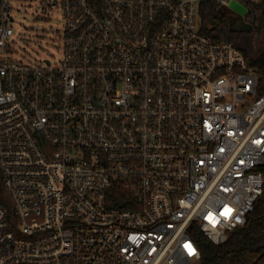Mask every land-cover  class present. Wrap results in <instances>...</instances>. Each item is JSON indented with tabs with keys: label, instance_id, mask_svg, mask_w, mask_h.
<instances>
[{
	"label": "built area",
	"instance_id": "obj_1",
	"mask_svg": "<svg viewBox=\"0 0 264 264\" xmlns=\"http://www.w3.org/2000/svg\"><path fill=\"white\" fill-rule=\"evenodd\" d=\"M201 1L0 0V264H201L191 230L246 224L264 91ZM12 2L61 14L56 59L14 57Z\"/></svg>",
	"mask_w": 264,
	"mask_h": 264
},
{
	"label": "trees",
	"instance_id": "obj_2",
	"mask_svg": "<svg viewBox=\"0 0 264 264\" xmlns=\"http://www.w3.org/2000/svg\"><path fill=\"white\" fill-rule=\"evenodd\" d=\"M250 10L245 14L247 22L261 25L264 21V1L241 0ZM200 16L203 30L216 41L233 42L246 57L249 65L258 68L259 91H264V50L257 45V31L231 30V17L214 0H202ZM261 36V35H260ZM264 172V167L262 168ZM129 193L122 191L124 196ZM120 197V196H119ZM118 205V204H115ZM201 250V264H264V193L248 215L244 226L229 233L222 244H214L201 231L191 230Z\"/></svg>",
	"mask_w": 264,
	"mask_h": 264
},
{
	"label": "rangeland",
	"instance_id": "obj_3",
	"mask_svg": "<svg viewBox=\"0 0 264 264\" xmlns=\"http://www.w3.org/2000/svg\"><path fill=\"white\" fill-rule=\"evenodd\" d=\"M12 3L16 7L15 21L11 22L14 28V35L11 36L14 57L31 63L41 62L47 58L56 59L61 52L58 48L59 35L56 32V28L60 27L63 22L61 14L52 13L47 19L38 18L37 11H30L25 8L32 3H24L22 6L17 2ZM224 11L233 20H237L241 16L232 6L224 8ZM36 25L43 27L44 30L34 29ZM257 45L261 51L264 50V34L258 37ZM0 54L4 56L11 53L0 51Z\"/></svg>",
	"mask_w": 264,
	"mask_h": 264
},
{
	"label": "water",
	"instance_id": "obj_4",
	"mask_svg": "<svg viewBox=\"0 0 264 264\" xmlns=\"http://www.w3.org/2000/svg\"><path fill=\"white\" fill-rule=\"evenodd\" d=\"M233 8H235L240 14L241 16L246 14V8L244 6H242L241 4L237 3V2H233L231 5ZM231 30L233 31H250V30H256L258 33V37L261 34V28L259 26H256L254 24V22H247L246 20H244L242 17L237 19V20H233L231 18ZM257 37V38H258Z\"/></svg>",
	"mask_w": 264,
	"mask_h": 264
},
{
	"label": "flooded vegetation",
	"instance_id": "obj_5",
	"mask_svg": "<svg viewBox=\"0 0 264 264\" xmlns=\"http://www.w3.org/2000/svg\"><path fill=\"white\" fill-rule=\"evenodd\" d=\"M241 17H242L244 20H246L244 15H243V16H240L239 18H241ZM239 18H238V19H239ZM260 22H261V25H257L255 22H254V24H255L256 26H259V27L261 28V34H260V35H262V34H264V21L260 19Z\"/></svg>",
	"mask_w": 264,
	"mask_h": 264
},
{
	"label": "snow or ice",
	"instance_id": "obj_6",
	"mask_svg": "<svg viewBox=\"0 0 264 264\" xmlns=\"http://www.w3.org/2000/svg\"><path fill=\"white\" fill-rule=\"evenodd\" d=\"M189 248L190 253L194 254V249L191 248V246H187Z\"/></svg>",
	"mask_w": 264,
	"mask_h": 264
},
{
	"label": "crops",
	"instance_id": "obj_7",
	"mask_svg": "<svg viewBox=\"0 0 264 264\" xmlns=\"http://www.w3.org/2000/svg\"><path fill=\"white\" fill-rule=\"evenodd\" d=\"M257 37H258V35H257ZM257 40H258V38H257ZM257 40H256V41H257Z\"/></svg>",
	"mask_w": 264,
	"mask_h": 264
}]
</instances>
